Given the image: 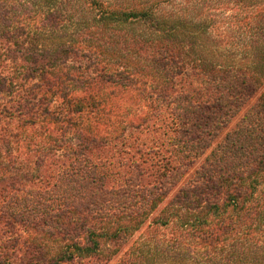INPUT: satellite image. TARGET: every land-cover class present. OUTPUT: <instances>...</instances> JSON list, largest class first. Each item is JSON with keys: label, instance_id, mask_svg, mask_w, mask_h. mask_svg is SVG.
<instances>
[{"label": "trees", "instance_id": "trees-1", "mask_svg": "<svg viewBox=\"0 0 264 264\" xmlns=\"http://www.w3.org/2000/svg\"><path fill=\"white\" fill-rule=\"evenodd\" d=\"M0 264H264V0H0Z\"/></svg>", "mask_w": 264, "mask_h": 264}, {"label": "rangeland", "instance_id": "rangeland-1", "mask_svg": "<svg viewBox=\"0 0 264 264\" xmlns=\"http://www.w3.org/2000/svg\"><path fill=\"white\" fill-rule=\"evenodd\" d=\"M113 88L117 89L115 91V94L117 95L113 97L110 94L111 98L113 97L112 103H114V105L112 104L111 107L107 108L109 112H107L106 118H104L102 121L100 120L97 127L98 130L105 133L106 135H110L111 137L119 134L122 128L126 125V122L129 121L131 117L138 114L140 106L142 108L143 101L142 97L138 93L137 88H124L121 91H119L121 89L119 86H114ZM93 125H95V122H93ZM53 131L54 130L52 129H46L44 133H39V131L33 130L24 132L22 133L21 141L17 143H15V141L11 142L8 147L6 146V148H8L10 153L17 152L21 155V157H24L23 153L26 152L29 147H31V144L28 143L30 139L33 138L35 142L38 141L39 143H51L49 136L51 134H55ZM10 148H12V152L10 151ZM210 150L211 148L206 152L205 155H207ZM30 235L34 234L26 233L22 235V239L25 240L29 237L31 238ZM22 252L23 251L20 250V252L16 254L15 259H18L20 256H22Z\"/></svg>", "mask_w": 264, "mask_h": 264}]
</instances>
